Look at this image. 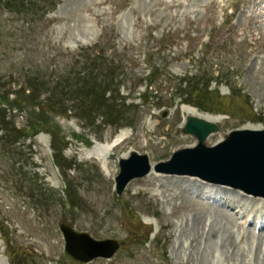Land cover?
Segmentation results:
<instances>
[{"label": "rangeland", "instance_id": "1", "mask_svg": "<svg viewBox=\"0 0 264 264\" xmlns=\"http://www.w3.org/2000/svg\"><path fill=\"white\" fill-rule=\"evenodd\" d=\"M5 1L0 0V128L1 120L17 123L23 115L33 136L12 133L0 137V145L11 146L20 162L27 160L35 191H27L0 157V264H264V235L253 232L248 219L231 220L224 210L202 204L197 196L203 189L196 184L153 172L120 196L114 188L119 161L128 152L146 153L157 164L197 145L183 132L181 109L153 105L168 103V90L183 75L194 82L205 75L212 79V91L198 87L190 99L208 111L188 105L197 115L211 111L220 117L215 122L221 129L208 145L235 129L264 127V0H38L44 11L54 1L56 8L33 24L5 13ZM227 10L233 26L219 30ZM150 67L162 68L154 89L165 84L157 96L146 93ZM125 99L130 108L119 105ZM9 104L12 111L4 109ZM57 109L67 114L57 116ZM121 131L130 144L107 151ZM229 188L206 193L229 204L243 198L250 212L263 209L262 198L255 202ZM11 192L41 212L34 215L23 202L19 208ZM61 223L96 239H118L122 249L111 259L78 263L65 251Z\"/></svg>", "mask_w": 264, "mask_h": 264}, {"label": "water", "instance_id": "2", "mask_svg": "<svg viewBox=\"0 0 264 264\" xmlns=\"http://www.w3.org/2000/svg\"><path fill=\"white\" fill-rule=\"evenodd\" d=\"M217 126L203 119L190 116L184 131L196 135L200 145L193 150L175 154L168 167H159L165 172L199 175L207 180L231 184L246 191L264 196V132H234L230 138L215 148L203 144ZM138 159L142 163L138 164ZM149 171L145 158H131L122 163V174L118 178L120 190L131 178ZM122 183V186H121ZM68 237V250L74 256L89 260L94 256H110L112 252L103 249L104 242L92 241L88 235H77L64 228ZM74 240L82 246L74 243ZM86 246L97 248L86 251Z\"/></svg>", "mask_w": 264, "mask_h": 264}, {"label": "bare ground", "instance_id": "3", "mask_svg": "<svg viewBox=\"0 0 264 264\" xmlns=\"http://www.w3.org/2000/svg\"><path fill=\"white\" fill-rule=\"evenodd\" d=\"M187 110H185V112H187V113H189V115H193L194 116V114L196 115V116H201V117H204V118H206V119H208V120H211V121H219L220 120V117H218V116H212V115H210V114H208V116H206V115H202V114H200V115H197L196 113H195V111H193L194 109H188V107L186 108ZM120 143H122L123 141H119ZM119 142H117V143H119ZM120 143L118 144V145H120ZM116 144H114V145H112V144H108L107 146H106V150L107 151H110L112 148H115L116 146H115ZM105 150V151H106ZM94 153V152H93ZM105 154V156L108 154V153H104ZM128 156V155H127ZM203 182V181H202ZM205 184H207V182L205 183ZM261 222H263V221H261ZM260 229H262V228H260Z\"/></svg>", "mask_w": 264, "mask_h": 264}, {"label": "trees", "instance_id": "4", "mask_svg": "<svg viewBox=\"0 0 264 264\" xmlns=\"http://www.w3.org/2000/svg\"><path fill=\"white\" fill-rule=\"evenodd\" d=\"M100 87H102V86H100ZM104 90H105V89H104ZM190 99H191V96H189V98H187L186 101L192 103V102L190 101ZM192 104H196V105H199V106H200V103H199L198 101H197V102L195 101V102H193ZM5 121H6V120H1V124H3ZM16 133H19V134H20V133H22V131L19 130V131H17Z\"/></svg>", "mask_w": 264, "mask_h": 264}]
</instances>
